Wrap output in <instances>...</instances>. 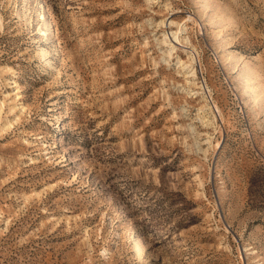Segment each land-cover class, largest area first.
Listing matches in <instances>:
<instances>
[{"label":"rangeland","instance_id":"1","mask_svg":"<svg viewBox=\"0 0 264 264\" xmlns=\"http://www.w3.org/2000/svg\"><path fill=\"white\" fill-rule=\"evenodd\" d=\"M0 264H264V0H0Z\"/></svg>","mask_w":264,"mask_h":264},{"label":"bare ground","instance_id":"2","mask_svg":"<svg viewBox=\"0 0 264 264\" xmlns=\"http://www.w3.org/2000/svg\"><path fill=\"white\" fill-rule=\"evenodd\" d=\"M162 24L166 25L167 27H172L173 25H175L176 23L171 21L170 23H166V22H162ZM165 37L162 41L164 44H168L170 47H169V50L168 52L172 53V51L175 49V46L173 44H175L176 41L178 42H181V37H180V33L179 32H172V33H168V34H165ZM195 54L192 53L191 55V62H190V66L188 65L187 68H190V71L188 73H191V76L193 77L192 79H194V76L196 75L195 73V60L197 59L196 56H194ZM171 56V55H170ZM184 65V64H183ZM188 70V69H187ZM190 75V74H189ZM188 78V77H187ZM189 80V79H188ZM195 81V80H194ZM132 242H133V247L134 249L136 250V254H137V257L138 258H141L143 260H145V252L142 248V246L140 245L139 241L135 238L132 239Z\"/></svg>","mask_w":264,"mask_h":264}]
</instances>
